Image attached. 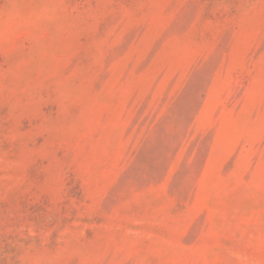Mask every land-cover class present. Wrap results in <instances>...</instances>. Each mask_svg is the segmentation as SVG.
<instances>
[{"label": "rangeland", "instance_id": "1", "mask_svg": "<svg viewBox=\"0 0 264 264\" xmlns=\"http://www.w3.org/2000/svg\"><path fill=\"white\" fill-rule=\"evenodd\" d=\"M0 264H264V0H0Z\"/></svg>", "mask_w": 264, "mask_h": 264}]
</instances>
